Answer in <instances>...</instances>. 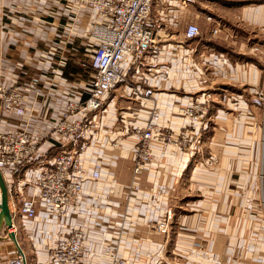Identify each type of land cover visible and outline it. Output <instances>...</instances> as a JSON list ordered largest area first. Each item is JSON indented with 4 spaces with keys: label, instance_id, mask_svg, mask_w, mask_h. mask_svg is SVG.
Listing matches in <instances>:
<instances>
[{
    "label": "crops",
    "instance_id": "1",
    "mask_svg": "<svg viewBox=\"0 0 264 264\" xmlns=\"http://www.w3.org/2000/svg\"><path fill=\"white\" fill-rule=\"evenodd\" d=\"M153 17L167 34L148 56L159 64L152 74L153 101L175 131L185 124L180 108L198 99L208 103L203 154L189 158L155 146L140 190L130 193L132 130L144 125L149 111L131 88L121 86L91 124L85 159L91 170L101 168V180L84 182L80 209L58 220L36 198V218L29 219L19 212L22 197L9 178L12 230L27 264H49L52 249L74 230L85 234L87 264H112L116 254L126 264H264V222L256 200L263 112L252 104L264 89V0H157ZM105 23L98 12L77 11L66 0H0V88L37 85L27 95V117H5L0 127L24 128L39 139L36 165L18 181L32 180L63 150L54 129L67 100L88 96L85 65L96 47L90 32ZM190 23L200 26L201 36L187 41ZM21 192L34 197L32 186ZM168 210L175 219L165 236L156 227ZM18 253L12 241L0 242V264Z\"/></svg>",
    "mask_w": 264,
    "mask_h": 264
},
{
    "label": "built area",
    "instance_id": "2",
    "mask_svg": "<svg viewBox=\"0 0 264 264\" xmlns=\"http://www.w3.org/2000/svg\"><path fill=\"white\" fill-rule=\"evenodd\" d=\"M156 1L66 0L77 11L92 9L98 12L106 23L95 24L91 29L90 40L96 47L85 65L90 91L85 98L67 100L63 118L54 129L63 142V150L53 162L40 166L32 180L18 181L20 176L36 165L39 139L32 137L24 128L9 132L0 130V170L7 185L9 178L13 179V189L22 197L19 206L22 215L29 219L36 218V198L50 206L58 220L81 208L84 182L101 180V168L95 166L91 170L85 159L92 145L91 124L110 94L121 86L131 88L135 100L148 105L149 111L144 125L132 130L136 143L133 149L134 168L130 193L140 190L138 181L145 167L153 164L156 159L155 146L183 153L189 158L203 154V132L210 119L208 103L198 99L190 106L180 108L178 115L185 124L181 130L175 131L164 124L162 111L153 101L156 88L152 83V74L157 71L159 64L148 56L164 40L162 35L167 37L162 25L153 17ZM179 1L182 5H187L197 0ZM208 21L212 22V19L208 18ZM218 31L214 29L212 34L216 35ZM200 36L201 29L198 24L187 25L184 33L187 41ZM36 87V81H32L11 89L0 88V127L5 117H27V95L29 91H36ZM252 104L263 112V153L256 200L264 222V89L256 93ZM25 185L32 186V199L24 198L21 187ZM13 189H9L10 204ZM174 219V212L168 210L164 220L157 225V231L168 236ZM85 254V234L82 230H74L52 249L49 264H87L84 260ZM8 263L26 264V258L18 253ZM112 264L126 262L116 254Z\"/></svg>",
    "mask_w": 264,
    "mask_h": 264
},
{
    "label": "water",
    "instance_id": "3",
    "mask_svg": "<svg viewBox=\"0 0 264 264\" xmlns=\"http://www.w3.org/2000/svg\"><path fill=\"white\" fill-rule=\"evenodd\" d=\"M10 201L9 187L0 170V242L12 241L18 252L24 256L23 250L18 243L16 233L9 232L14 228V214L12 212Z\"/></svg>",
    "mask_w": 264,
    "mask_h": 264
},
{
    "label": "rangeland",
    "instance_id": "4",
    "mask_svg": "<svg viewBox=\"0 0 264 264\" xmlns=\"http://www.w3.org/2000/svg\"><path fill=\"white\" fill-rule=\"evenodd\" d=\"M259 125H261V124H259ZM262 126V125H261ZM263 128V127H262ZM260 129V128H259ZM12 232H16L15 230H12Z\"/></svg>",
    "mask_w": 264,
    "mask_h": 264
},
{
    "label": "trees",
    "instance_id": "5",
    "mask_svg": "<svg viewBox=\"0 0 264 264\" xmlns=\"http://www.w3.org/2000/svg\"><path fill=\"white\" fill-rule=\"evenodd\" d=\"M75 73H78V69L75 70Z\"/></svg>",
    "mask_w": 264,
    "mask_h": 264
}]
</instances>
